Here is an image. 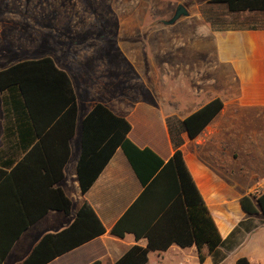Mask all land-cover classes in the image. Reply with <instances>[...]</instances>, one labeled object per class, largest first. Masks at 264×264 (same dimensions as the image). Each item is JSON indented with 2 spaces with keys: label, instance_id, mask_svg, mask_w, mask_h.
<instances>
[{
  "label": "crops",
  "instance_id": "0c3cea01",
  "mask_svg": "<svg viewBox=\"0 0 264 264\" xmlns=\"http://www.w3.org/2000/svg\"><path fill=\"white\" fill-rule=\"evenodd\" d=\"M137 2L111 0L110 6L133 7ZM200 7L202 4H195L191 11L186 8L187 15L173 24H164L171 19L166 18L161 20V26L154 25V19L139 25L140 30L145 24L152 25L145 35L146 51L153 53H146L144 87L131 102L120 98L107 100V104L84 101L70 72L53 59L57 68L70 77L78 106L66 160L67 123L53 128L56 120L51 121L50 110L39 107L35 115L37 128L25 117L18 128L5 130L0 93V169L5 173L4 192L16 185L29 214H36L51 201L53 189L59 188L71 201L69 214L48 210L28 226L2 264L22 263L42 237L67 229L84 204L94 211L105 232L46 264H115L131 247L145 248L146 238L137 240L131 233L119 238L110 233L143 190L120 149L89 190L85 194L80 191L76 168L81 155L82 121L100 103L129 123L127 136L133 144L139 149H150L166 162L175 150L167 121H183L214 99L222 102L221 110L195 138L182 132L179 149L224 244L216 250V256L208 254L206 248L171 244L163 250L149 251L145 264H235L239 258H246L249 264H264V216L261 212L245 213L239 202L245 196L254 199L264 190V28L214 26ZM115 20L117 38L132 39L138 22L131 18ZM173 32L180 39L197 37L203 49L174 48L173 43L170 47L164 43L161 50L155 48L158 35L164 41ZM157 52L162 56L160 62L155 58ZM15 63L18 62L8 63L0 71ZM242 120L247 125L254 121L256 128L243 129L244 134L253 137L239 144L234 139L235 121ZM235 149L241 152L240 163L235 162ZM11 197L9 193L1 195V200L6 202ZM1 210L3 214H15Z\"/></svg>",
  "mask_w": 264,
  "mask_h": 264
},
{
  "label": "trees",
  "instance_id": "16d2710c",
  "mask_svg": "<svg viewBox=\"0 0 264 264\" xmlns=\"http://www.w3.org/2000/svg\"><path fill=\"white\" fill-rule=\"evenodd\" d=\"M208 4L223 6L231 15H264V0H209ZM208 20L211 25L219 24L211 16ZM254 28L262 29L264 25ZM0 93L5 130L18 128L25 117L37 128L35 115L39 107L50 110L53 115L51 121L56 120L53 128L67 123L66 160L68 142L75 131L78 112L76 95L68 74L58 69L51 57L21 61L0 71ZM222 106L219 99H214L183 121H167L175 150L166 162L150 149H139L133 144L127 136L131 129L129 123L123 117L114 115L106 106L95 104L83 119L81 155L76 168L81 193L85 194L89 190L117 149L122 151L143 188L110 233L119 238L131 233L137 240L146 238L147 245L145 248L131 247L115 264H145L149 251L163 250L171 244L182 248L194 245L198 250L206 248L208 254L216 256V250L224 242L179 147L182 144V132L190 139L195 138ZM4 175L0 169V264L20 234L45 212L57 210L69 214L71 208V201L57 188L51 191V201L41 206L36 214H29L27 203L20 196L16 185L7 191L9 197L12 196L10 200H1V195L8 194L4 192ZM239 202L245 213L255 215L261 212L264 216V190L254 199L245 196ZM3 208L5 212L15 214H3ZM104 232L94 211L84 204L67 229L42 237L20 264H46ZM235 264L249 262L246 258H239Z\"/></svg>",
  "mask_w": 264,
  "mask_h": 264
},
{
  "label": "rangeland",
  "instance_id": "374dc122",
  "mask_svg": "<svg viewBox=\"0 0 264 264\" xmlns=\"http://www.w3.org/2000/svg\"><path fill=\"white\" fill-rule=\"evenodd\" d=\"M208 1L138 0L133 7H116L110 6L111 0H0V68L8 63L51 57L70 72L84 101L105 104L120 98L131 102L144 87L146 53H153L146 51L145 35L152 25L145 24L140 30L144 20L154 19V25L161 26V20L172 18L177 5L191 11L195 4H202L203 14L216 18L217 26L264 25V15H231L223 6ZM126 18L138 22L137 30L132 39H118L115 19ZM173 34L164 41L158 35L155 48L161 50L164 43L167 47L173 43L174 48L203 49L197 37L180 39ZM158 53L155 58L160 62L162 56ZM246 125V120L235 121V143L253 137L244 134L243 129L254 131V121ZM234 159L240 163L241 152L236 149Z\"/></svg>",
  "mask_w": 264,
  "mask_h": 264
},
{
  "label": "water",
  "instance_id": "95a60500",
  "mask_svg": "<svg viewBox=\"0 0 264 264\" xmlns=\"http://www.w3.org/2000/svg\"><path fill=\"white\" fill-rule=\"evenodd\" d=\"M187 12L185 10V8L183 6H178L175 10L174 15L172 16V18L170 20H168L167 22H164V24H173L176 20H178L181 16H186Z\"/></svg>",
  "mask_w": 264,
  "mask_h": 264
}]
</instances>
